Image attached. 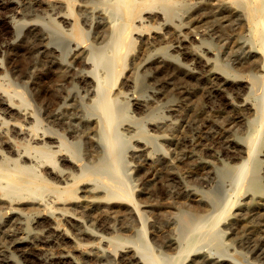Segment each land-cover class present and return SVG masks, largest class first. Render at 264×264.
Wrapping results in <instances>:
<instances>
[{
	"label": "bare ground",
	"instance_id": "1",
	"mask_svg": "<svg viewBox=\"0 0 264 264\" xmlns=\"http://www.w3.org/2000/svg\"><path fill=\"white\" fill-rule=\"evenodd\" d=\"M182 8L190 10L192 20L205 15L216 18V32L229 44L222 58L217 54L205 58L197 47L188 49L201 67L211 75L216 73V93L242 115L243 135L236 136L242 158L234 165L221 162L215 167L217 176L230 181V192L223 200L210 192V211L190 215L187 220L179 218L176 250L167 254L155 252L148 239V215L134 195L125 158L133 138L134 152L145 160L151 159L159 144L156 136L145 131L142 118L128 114L126 96L130 90L144 89L150 67L152 75L159 74L165 61L176 59L172 51L184 47L180 46L183 36H176L174 44L156 47L167 41V32L146 33L145 28L156 19L168 24ZM0 10L7 38L0 46V79L8 80L9 71L13 80L18 74L33 77L36 69L51 78L47 85L28 81L26 95L16 81L10 80V86L0 83V200L7 203L4 221L23 227L27 238L47 242L49 237H72L62 226V217L82 228V215H92V221L103 224L108 234L83 227L98 237L83 257H92L98 264H184L194 252L206 249L214 253V246L223 242L221 222L238 194L250 192L244 207L235 211L241 219L258 203L257 195L264 193L257 157L258 147L264 144V0H0ZM32 11L38 13L25 19ZM21 56L32 59L33 69L26 67L28 62L19 64ZM67 82L81 88L83 100L65 95ZM133 104L137 108L142 105ZM122 116L135 127L121 130ZM81 141L86 144L83 155ZM80 181H85L84 191L90 193L84 197L77 195ZM116 199L129 205L114 208ZM30 217L36 219L31 228ZM132 227L134 237L121 234ZM24 241L15 240L18 244ZM126 243L133 249L116 256L117 248ZM239 256L237 261L246 264ZM12 257L8 255L6 261ZM51 258L79 264L75 255L63 248ZM38 260L44 262L41 257Z\"/></svg>",
	"mask_w": 264,
	"mask_h": 264
},
{
	"label": "rangeland",
	"instance_id": "2",
	"mask_svg": "<svg viewBox=\"0 0 264 264\" xmlns=\"http://www.w3.org/2000/svg\"><path fill=\"white\" fill-rule=\"evenodd\" d=\"M1 13L2 10H0V46L7 41ZM37 13L32 11L24 18L31 20ZM191 17L190 10L182 8L168 24H162V21L158 19L146 24V33L152 32L159 35L167 32V41L158 42L156 47L174 44L177 37L182 38V36L184 41L180 46L184 47L172 51L176 59L165 61L162 64L164 70L159 74L152 75L150 67L147 71L148 74L144 76V89L130 90L126 96L128 114L134 118H142L145 131L156 136V141L159 144L158 149L152 150L151 159L145 160L143 155L134 152L133 145L136 140L133 138L130 146L126 149L125 158L126 170L133 186L134 195L148 215V239L155 252L160 251L167 254H173L176 250L175 241L179 233V218L187 220L190 215L210 211L212 209L208 202L210 192L219 194L216 195L221 197L220 200H223L225 193L230 192V181L217 176L215 167L219 166L221 162L226 164L229 162L230 165H234L242 158L240 155L241 142L236 137L243 135V128L240 127L239 122L242 115L216 93V73L211 75L207 68L201 67L196 62L195 55H191L188 49L197 47L198 54L205 58H213L216 54L222 58L224 52L229 49V44H225L224 36H219L216 32V18H207L205 15L192 20ZM164 26L165 29H163ZM66 60H68L67 56ZM26 62H28L27 65ZM19 64L26 65L27 68L30 66L28 69L31 70L34 62L31 58L27 60L25 56H21ZM19 64L18 67H20ZM37 70L31 71L33 77H26L27 75L23 77L16 72L18 78L15 80L9 71V79H0V83L10 86L13 85L10 80L16 81L17 86L26 95L29 90L28 81L49 84L51 78L40 74ZM126 71L124 70V73L121 74V78H124ZM64 86V93L66 92L65 95L68 94L71 100H83L84 93L78 85L67 82ZM86 99L84 102H87ZM135 101L144 105L137 108L136 104H133ZM120 121L121 130H125L127 126L135 127V124H131L132 126L128 124L125 116H122ZM85 146L86 144L81 141L82 155ZM258 151L257 157L261 160L258 175L264 184L263 143L258 147ZM171 168L172 170H170ZM84 182L80 181L78 184L77 195L81 197L90 194L85 193L86 183ZM248 196H250V192L238 194L236 204L231 208L229 215L222 220L223 242L214 246L215 252L209 253L206 249L194 252L184 264H241L238 262L239 255L244 257L243 261L246 264H264V215H262L264 213V193L257 195L258 203L251 207L245 218L238 219L235 216L236 209L244 207ZM35 201L37 200L35 199ZM4 202V199L0 200L2 203L0 204V264H67L51 258L52 253H56L62 248L70 250L79 264H98L92 257H83V253L89 250V245L98 241V237L93 232L83 231V227H92L94 231L108 234L103 224L92 221V215H82V228H78L72 221L62 217V226L68 230L72 237L64 240L49 237L51 240L45 242L39 237L27 238L23 227L15 222L4 221L5 205H7ZM112 205L114 208L124 209L129 203L123 199H116ZM180 210L184 211L181 216L179 215ZM234 219H237L236 224L231 223ZM35 220L33 217L28 219L30 228L35 225ZM133 229L134 227L121 231V234L124 237L132 238L134 237L132 236ZM18 239L25 240V243H16L15 240ZM74 242L78 244L74 245ZM131 249H133L131 244H123L117 248L116 256ZM216 250L221 253H216ZM10 254L13 255V259L6 261V257ZM114 254L112 252V255ZM39 257L44 262L39 263ZM193 260L198 262L191 263ZM122 264L133 263L127 261Z\"/></svg>",
	"mask_w": 264,
	"mask_h": 264
}]
</instances>
